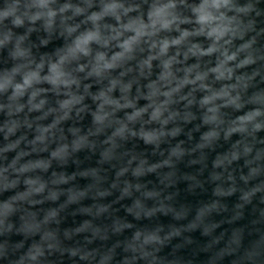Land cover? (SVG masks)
Segmentation results:
<instances>
[{
    "label": "clouds",
    "instance_id": "obj_1",
    "mask_svg": "<svg viewBox=\"0 0 264 264\" xmlns=\"http://www.w3.org/2000/svg\"><path fill=\"white\" fill-rule=\"evenodd\" d=\"M182 164L208 173L215 199L176 206L178 179L203 186ZM237 194L228 224L264 204V0H0V237H23L0 243V264H117L118 249V264H162L160 246L198 228L210 264H264V232L213 235ZM116 205L192 219L161 235ZM70 208L89 217L63 231L76 247L61 239Z\"/></svg>",
    "mask_w": 264,
    "mask_h": 264
},
{
    "label": "water",
    "instance_id": "obj_2",
    "mask_svg": "<svg viewBox=\"0 0 264 264\" xmlns=\"http://www.w3.org/2000/svg\"><path fill=\"white\" fill-rule=\"evenodd\" d=\"M62 41H56L54 44L50 45L47 49H42V51H52L56 46H59ZM86 123V122H85ZM198 139L199 134H194ZM181 139H185V137H181ZM143 149V145H139L137 150ZM223 148L218 147L216 149L217 152L223 151ZM89 153H81V167L95 166L96 157H92L91 159H85L86 156H89ZM215 153L210 154V159L213 158ZM76 165L72 164L69 166L68 171H75ZM200 166L193 165L191 167H186L185 165H180L179 175L188 174L195 176L197 180L202 183V187H195L193 190L189 191L190 184L194 183L193 181H186L183 179H178L176 185L172 192L175 193V204L177 207L180 205L197 207L202 203H207L208 201L215 199L212 195L213 185L207 183L208 173L205 172L203 175H200ZM147 179L152 180L155 183H159L155 176H150ZM81 183H86V181H81ZM91 201H86L85 204L89 205ZM122 204H128L129 201H123ZM222 203L228 208L227 212L221 213L219 215H214L212 217V222L220 224V227L216 229L214 232V236H220L221 233H226L225 240H227L234 229L242 228L245 231V236H248L249 232L253 234L256 233L257 230L264 232V222L259 224H253L254 221L260 220V211L264 210V204L260 203L259 199H256L252 205L246 207L244 209L243 217L236 221L234 224H228L227 221L231 219L234 214L235 205L239 203L238 194L237 196L225 198L222 200ZM116 208L119 211L116 215L121 218H126L128 222L133 223L136 227L146 228L148 230H154L156 228L162 229L161 235L167 234L172 230L173 227L180 228L186 227L187 224L191 221L192 217L190 216L188 220L185 221H177L173 218L172 215H164L163 213L157 214V216L153 217L151 220L145 221H135L133 217L128 216L127 213L120 205H116ZM74 208H70L68 212L65 214V219L63 223L60 225L61 230V239L63 241V245L65 247H76L78 246L77 242L79 241L80 245L83 244V237H76L72 240H64L63 239V231L66 229H71L79 226L85 219H89V217L76 215H71V212ZM99 223V221L97 222ZM105 224H111V220L105 219L103 221ZM132 235V230H126L119 237H113L109 241H96L93 246H100L102 244H107L111 246L117 240L123 241L127 238H130ZM8 240L10 243H17L23 239L22 236L12 235L10 237H0V243H3L4 240ZM211 237L204 236L202 229H195L192 231H185L181 236L174 237L172 240L166 242L163 246H160L159 251L157 252V257L160 259L162 264H171L172 261L179 259L180 264H210L211 256L209 253L203 251L204 248L211 242ZM31 241H29L30 243ZM223 246V242L221 244ZM117 264L119 260L122 258V249L117 250ZM52 264H73V261L70 260L67 256L60 257L57 253L55 257L52 258ZM138 264H144L143 261H139ZM227 264V261L225 262Z\"/></svg>",
    "mask_w": 264,
    "mask_h": 264
}]
</instances>
